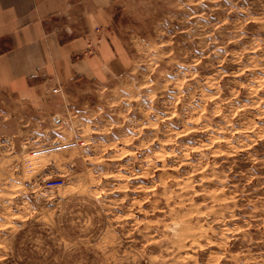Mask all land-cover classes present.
I'll list each match as a JSON object with an SVG mask.
<instances>
[{
    "label": "rangeland",
    "instance_id": "1",
    "mask_svg": "<svg viewBox=\"0 0 264 264\" xmlns=\"http://www.w3.org/2000/svg\"><path fill=\"white\" fill-rule=\"evenodd\" d=\"M107 12L105 79L0 94V264H264V0Z\"/></svg>",
    "mask_w": 264,
    "mask_h": 264
},
{
    "label": "crops",
    "instance_id": "2",
    "mask_svg": "<svg viewBox=\"0 0 264 264\" xmlns=\"http://www.w3.org/2000/svg\"><path fill=\"white\" fill-rule=\"evenodd\" d=\"M114 0H0V94L40 105L39 91L47 79L67 81L75 76L105 79L111 64H119L109 39L96 43L97 55L75 56L87 49L95 28H104ZM80 13L83 35L59 19ZM62 22V23H61ZM61 30L65 34H61Z\"/></svg>",
    "mask_w": 264,
    "mask_h": 264
},
{
    "label": "built area",
    "instance_id": "3",
    "mask_svg": "<svg viewBox=\"0 0 264 264\" xmlns=\"http://www.w3.org/2000/svg\"><path fill=\"white\" fill-rule=\"evenodd\" d=\"M53 91L56 92L57 89L55 88L53 89ZM62 183H63V180L60 178L46 180V186L50 188L60 186Z\"/></svg>",
    "mask_w": 264,
    "mask_h": 264
}]
</instances>
